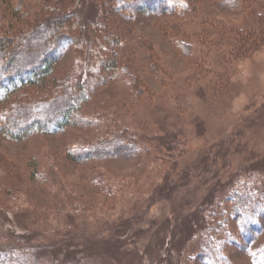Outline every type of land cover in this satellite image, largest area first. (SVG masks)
Instances as JSON below:
<instances>
[{
  "label": "rangeland",
  "instance_id": "rangeland-1",
  "mask_svg": "<svg viewBox=\"0 0 264 264\" xmlns=\"http://www.w3.org/2000/svg\"><path fill=\"white\" fill-rule=\"evenodd\" d=\"M231 1L111 13L104 67L66 41L1 103L84 94L66 125L0 133V249L30 264H264V0ZM99 3L0 0V37Z\"/></svg>",
  "mask_w": 264,
  "mask_h": 264
},
{
  "label": "trees",
  "instance_id": "trees-1",
  "mask_svg": "<svg viewBox=\"0 0 264 264\" xmlns=\"http://www.w3.org/2000/svg\"><path fill=\"white\" fill-rule=\"evenodd\" d=\"M190 1L141 0L140 3L133 4L129 0H100L97 16L90 19H84L74 12L75 16L69 12L64 14L59 10L54 12L55 17L34 25L21 36L13 39L1 36L0 107L15 90L37 85L48 75L52 70V63L56 60L55 53L66 41L74 44L77 49L84 50L81 55L86 53L90 73L101 66L104 67L108 60L105 52L109 48L107 19L111 13L121 15L130 5H144L142 10L150 8L160 15L179 16L188 10ZM231 3H235V0ZM100 17H103L105 22L100 21ZM77 26L80 28L77 29ZM104 57L106 60L102 63ZM83 95L82 87L76 84L49 102L27 98L24 103L0 109V133L13 140H22L28 137L33 129L66 125L71 120L73 108ZM120 142L121 139L106 145L110 150H126V144ZM15 249H0V264H30L31 258L28 260L27 257L17 255Z\"/></svg>",
  "mask_w": 264,
  "mask_h": 264
}]
</instances>
